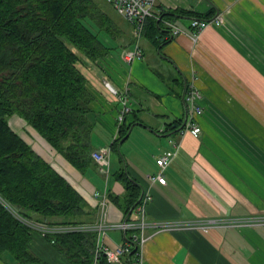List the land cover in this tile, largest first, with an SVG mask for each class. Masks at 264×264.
Returning a JSON list of instances; mask_svg holds the SVG:
<instances>
[{"label": "crops", "instance_id": "1", "mask_svg": "<svg viewBox=\"0 0 264 264\" xmlns=\"http://www.w3.org/2000/svg\"><path fill=\"white\" fill-rule=\"evenodd\" d=\"M158 5L184 10L173 22L183 32H168L169 39L157 43L144 33L138 40L130 21L117 12L128 35L118 24L111 36L93 23L98 37L110 40L100 38L110 51L78 64L93 95L88 113L93 151L109 155L108 173L94 158L85 169L76 167L24 118L31 143L10 124L84 199L79 217L87 220L76 223L97 222L103 211L108 224L139 221L145 192L147 221L195 222L149 228L140 247L143 264H264V223L227 224L264 216V0H159ZM211 11L209 18L218 17L219 24L196 33L194 13ZM136 48L141 55L128 61L127 51ZM195 105L204 108L201 133L175 129ZM123 112L124 117L129 112L126 134L115 142ZM168 150L175 153L163 170L164 184L153 176L160 170L157 158ZM122 168L141 191L129 212L127 187L117 178ZM134 233L138 230L110 228L104 243L117 247ZM31 235V249L44 263L74 264L39 231ZM135 258L125 255L114 263L132 264ZM0 264L20 263L6 253Z\"/></svg>", "mask_w": 264, "mask_h": 264}, {"label": "trees", "instance_id": "2", "mask_svg": "<svg viewBox=\"0 0 264 264\" xmlns=\"http://www.w3.org/2000/svg\"><path fill=\"white\" fill-rule=\"evenodd\" d=\"M155 14L143 31L154 43L169 39L168 23L185 15L184 10L160 5ZM194 14L210 19L213 13ZM93 22L111 36L118 32L98 0H0V260L7 253L20 264H47L31 249L33 228L11 208L23 218L42 222L56 221V216L65 217L63 223L87 220L79 217L85 206L81 195L11 126L10 118H24L76 167L85 169L93 161L88 118L93 95L78 64L110 51L89 27ZM127 114L115 142L126 134ZM117 178L127 187L129 212L141 191L126 169ZM110 198L119 199L112 193ZM96 236L71 232L47 239L74 264H94ZM127 241L134 245L128 253L132 257L136 243L132 235ZM98 264L115 263L102 254Z\"/></svg>", "mask_w": 264, "mask_h": 264}, {"label": "built area", "instance_id": "3", "mask_svg": "<svg viewBox=\"0 0 264 264\" xmlns=\"http://www.w3.org/2000/svg\"><path fill=\"white\" fill-rule=\"evenodd\" d=\"M118 13H120L123 17H125L130 22L134 23L136 26V33L142 35L146 21L149 17H154L155 10L159 0H110ZM216 23L219 24L218 17H214L211 19H201L194 18L192 20V25L196 29V33H199L201 30L206 28L209 24ZM169 25L172 26L173 34H178L183 32V29L178 27L176 24L169 22ZM141 55V51L139 48L135 50L127 51L125 57L128 61H133ZM127 110V108H125ZM120 120L122 121L124 118V112L121 113ZM204 114V108L202 105H195L189 109V114L184 122V124L180 127L179 131L191 132L192 134L198 136L202 128L198 122V118ZM175 151L168 150L163 152L157 158V163L160 167L157 175L153 176L154 180H158L161 183H166L167 179L164 175V169L169 165L172 158L174 157ZM93 158L97 163L101 165V169L105 172H109L110 166V157L107 153H101L99 151H93ZM150 198L148 192H145L142 201L139 204V210L143 214V218L139 221H129L125 220L120 223L108 224L105 219V211L102 212L100 219L94 223H60V224H45L41 221L34 220H25V222L33 227L34 229L39 230L43 235L46 234H61V233H70V232H87V231H95L98 233L97 243L94 249V257L95 262H98V259L104 254L108 260L112 262L120 263L122 261V257L131 253L133 248V242L127 241L123 244H120L117 247H110L104 243V236L107 233V230L110 228H119L128 232L132 229H137L138 233H134L132 235L133 241H135L139 250L136 253L135 260L132 261V264H143L142 263V253L140 251V247L147 241V226H155V227H163L172 225L170 221H152L149 222L144 218L146 202ZM264 217V216H263ZM264 220V219H263ZM252 224L253 221H251ZM264 223V222H262ZM182 224V223H178Z\"/></svg>", "mask_w": 264, "mask_h": 264}, {"label": "rangeland", "instance_id": "4", "mask_svg": "<svg viewBox=\"0 0 264 264\" xmlns=\"http://www.w3.org/2000/svg\"><path fill=\"white\" fill-rule=\"evenodd\" d=\"M98 1H100L101 3H102V5H103V9L106 11V13L108 14V15H110L111 17H114L115 18V20H114V18H113V21L114 22H116V24H118L121 28H122V30H123V32H122V34L123 33H128V29H129V26L127 27L126 26V24L124 23V22H122V21H120L119 19H121L122 17H120V15L115 11V10H112V5H110V3L108 4V2L107 1H105V0H98ZM107 2V3H106ZM156 16V15H155ZM260 19L261 20H264L263 18H261L260 17ZM87 22V21H86ZM94 23V22H93ZM130 24L134 27V31H135V33H136V26H135V24L134 23H132V22H130ZM90 26L91 27H93L92 29L94 30V31H96L97 32V28L95 27V25L94 24H90ZM117 29H118V27L116 28V30L115 31H117ZM121 34V33H120ZM128 35V34H127ZM136 36H137V39L139 40V37L141 36V34H139V33H136ZM128 37V36H127ZM100 38L101 39H103L104 40V42L105 43H109L110 42V40H108L107 38L108 37H106V36H104L102 33H100ZM124 42H129V38H126V39H124ZM135 60V59H134ZM108 87H109V84L107 85ZM10 122L12 123V126L16 129V130H18V131H20L21 133L23 132L24 133V135H25V137L28 139V141L31 143V126L30 125H28L24 120H23V118L22 117H20V116H16V115H14L13 117H11L10 118ZM1 199V198H0ZM10 207V206H9ZM11 208V207H10ZM11 210L14 212V214L15 215H17L18 217H20V218H22V219H27V220H32V219H29V218H23V217H21L18 213H17V211H14V209H12L11 208ZM50 219V218H49ZM48 219V220H49ZM264 217L263 216H251L250 218H242V219H235V220H228L227 221V224H231V223H234V224H241V223H245V222H248V223H252L251 221H253V223H260V222H264ZM34 221H37V220H34ZM45 221H47V219L45 220ZM42 222V221H41ZM215 222H223V221H215ZM43 223H45V224H60V223H63V222H61V221H59V220H56V221H53V222H43ZM170 223H172V225H169V226H163V227H155V226H147V236L149 235V228H151V227H153V228H155V229H163V228H171V227H183V226H186V225H190V224H194V223H190V222H186V221H170ZM178 223H182V224H178ZM33 228V227H32ZM34 229V228H33ZM34 230H37V229H34ZM37 231H39V230H37ZM40 232V231H39ZM41 233V232H40ZM71 233V232H70ZM42 234V233H41ZM49 235H55V234H46V235H43L42 234V236L44 237V238H48V236ZM136 245V244H135ZM135 250H139L138 248H136L135 247ZM134 250V251H135ZM7 255H9V254H7Z\"/></svg>", "mask_w": 264, "mask_h": 264}, {"label": "bare ground", "instance_id": "5", "mask_svg": "<svg viewBox=\"0 0 264 264\" xmlns=\"http://www.w3.org/2000/svg\"><path fill=\"white\" fill-rule=\"evenodd\" d=\"M7 206H8V204H7ZM9 207V206H8ZM10 208V207H9Z\"/></svg>", "mask_w": 264, "mask_h": 264}, {"label": "water", "instance_id": "6", "mask_svg": "<svg viewBox=\"0 0 264 264\" xmlns=\"http://www.w3.org/2000/svg\"><path fill=\"white\" fill-rule=\"evenodd\" d=\"M137 248V247H136Z\"/></svg>", "mask_w": 264, "mask_h": 264}]
</instances>
